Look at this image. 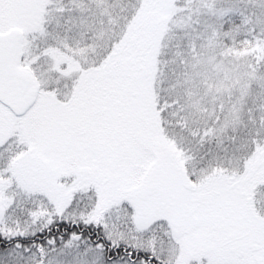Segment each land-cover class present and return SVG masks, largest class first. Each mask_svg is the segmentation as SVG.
Returning <instances> with one entry per match:
<instances>
[{
	"label": "snow or ice",
	"instance_id": "snow-or-ice-1",
	"mask_svg": "<svg viewBox=\"0 0 264 264\" xmlns=\"http://www.w3.org/2000/svg\"><path fill=\"white\" fill-rule=\"evenodd\" d=\"M0 264H264V0H0Z\"/></svg>",
	"mask_w": 264,
	"mask_h": 264
}]
</instances>
